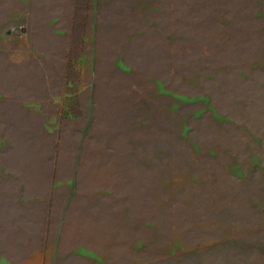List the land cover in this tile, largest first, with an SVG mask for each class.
I'll list each match as a JSON object with an SVG mask.
<instances>
[{
    "label": "rangeland",
    "instance_id": "obj_1",
    "mask_svg": "<svg viewBox=\"0 0 264 264\" xmlns=\"http://www.w3.org/2000/svg\"><path fill=\"white\" fill-rule=\"evenodd\" d=\"M0 264H264V0H0Z\"/></svg>",
    "mask_w": 264,
    "mask_h": 264
},
{
    "label": "crops",
    "instance_id": "obj_2",
    "mask_svg": "<svg viewBox=\"0 0 264 264\" xmlns=\"http://www.w3.org/2000/svg\"><path fill=\"white\" fill-rule=\"evenodd\" d=\"M37 1H39V0H37ZM40 1H43V0H40ZM138 8H141V5H139V7ZM144 6H143V4H142V9L140 10V9H138V12L139 13H142V14H144ZM135 13V11H134V3L133 2H130V37L128 36V40H127V42L126 43H124L123 45H125V46H127V48L128 47H130V51L132 52V51H135V48H136V46H135V41H136V38L138 37V36H140L141 37V33H140V30H137V27H136V25L132 22V19H134V17H133V15L134 16H136V18L138 19V20H140V17H139V15H138V13H137V15H135L134 14ZM143 16V15H142ZM52 17V16H51ZM139 17V18H138ZM50 16H49V14L47 15V20H46V23H47V28L49 27V24H50ZM49 29H50V27H49ZM138 32H137V31ZM48 32H49V30H48ZM136 32H137V36H135V34H136ZM142 36H143V32H142ZM111 38V37H110ZM113 38V37H112ZM103 39H104V37H103ZM102 39V40H103ZM144 39V38H143ZM112 40V39H111ZM120 40L121 41H124V39L123 38H121V37H118V42H120ZM126 41V40H125ZM125 46H123V47H125Z\"/></svg>",
    "mask_w": 264,
    "mask_h": 264
}]
</instances>
